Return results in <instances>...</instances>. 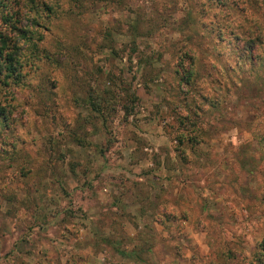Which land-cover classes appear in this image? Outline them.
Listing matches in <instances>:
<instances>
[{
	"label": "rangeland",
	"instance_id": "rangeland-1",
	"mask_svg": "<svg viewBox=\"0 0 264 264\" xmlns=\"http://www.w3.org/2000/svg\"><path fill=\"white\" fill-rule=\"evenodd\" d=\"M58 5L0 83V264H255L264 0Z\"/></svg>",
	"mask_w": 264,
	"mask_h": 264
},
{
	"label": "trees",
	"instance_id": "trees-1",
	"mask_svg": "<svg viewBox=\"0 0 264 264\" xmlns=\"http://www.w3.org/2000/svg\"><path fill=\"white\" fill-rule=\"evenodd\" d=\"M58 6V0H0V83L4 88L21 84L23 68L46 58L41 55L46 50L44 33L48 31L50 20L58 16ZM23 20L27 25H21ZM238 27V24L229 27L230 36ZM259 33L255 37L257 44L264 40V31ZM232 37L237 38L238 45L244 44L245 52L251 46L245 45L251 37ZM253 257L255 264H264V236Z\"/></svg>",
	"mask_w": 264,
	"mask_h": 264
}]
</instances>
